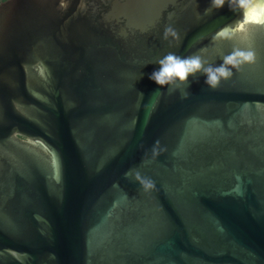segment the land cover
I'll list each match as a JSON object with an SVG mask.
<instances>
[{
	"label": "water",
	"instance_id": "95a60500",
	"mask_svg": "<svg viewBox=\"0 0 264 264\" xmlns=\"http://www.w3.org/2000/svg\"><path fill=\"white\" fill-rule=\"evenodd\" d=\"M210 3L0 0V264H264V27L213 42L243 14ZM236 46L215 91L149 79Z\"/></svg>",
	"mask_w": 264,
	"mask_h": 264
},
{
	"label": "clouds",
	"instance_id": "9594fccd",
	"mask_svg": "<svg viewBox=\"0 0 264 264\" xmlns=\"http://www.w3.org/2000/svg\"><path fill=\"white\" fill-rule=\"evenodd\" d=\"M225 3L233 12H241L243 18L232 25H227L216 32L213 42L239 41L244 44L248 40L251 26L264 27V0H211L210 7L205 14L212 10L221 9ZM62 8L68 5L62 3ZM179 41L177 31L168 26L163 32V39L169 38ZM223 63L215 66L205 60L200 54L180 56L175 53H168L158 60L159 68L151 73L149 79L160 88L175 90L182 85L189 84L190 77L203 75L206 77L205 84L213 91L217 90L222 82L230 80L234 73L239 72L244 66L255 62L256 54L250 47H233L231 52L223 57ZM166 149L161 148L157 141L152 148V159L157 158ZM126 177L131 176L145 193H150L156 187L151 178L144 177L139 171L129 172Z\"/></svg>",
	"mask_w": 264,
	"mask_h": 264
}]
</instances>
